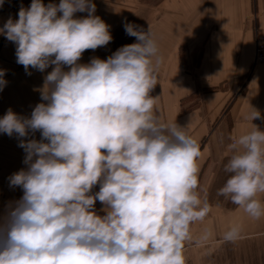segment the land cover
<instances>
[{
    "label": "clouds",
    "instance_id": "1",
    "mask_svg": "<svg viewBox=\"0 0 264 264\" xmlns=\"http://www.w3.org/2000/svg\"><path fill=\"white\" fill-rule=\"evenodd\" d=\"M95 11L92 0H32L0 28L29 75V68L54 66L29 117L9 109L0 118V133L9 137L41 134L20 140L27 169L9 180L23 196L0 217V264H185L191 225L211 210L197 191L200 144L186 127L164 122L158 97L150 95L162 60L150 26L125 23L137 43L79 63L86 50L112 40ZM77 12L88 15L76 18ZM4 76L0 69V91ZM248 118L261 114L254 109ZM229 147V178L217 195L259 219L264 131L253 125ZM239 235L233 226L224 239Z\"/></svg>",
    "mask_w": 264,
    "mask_h": 264
},
{
    "label": "crops",
    "instance_id": "2",
    "mask_svg": "<svg viewBox=\"0 0 264 264\" xmlns=\"http://www.w3.org/2000/svg\"><path fill=\"white\" fill-rule=\"evenodd\" d=\"M32 0H4L0 7V28L11 17L18 19L23 6ZM59 4L60 0H42ZM95 15L107 25L112 40L96 50H86L79 63L93 57L106 60L124 45L137 43L126 33L125 23L147 31L150 26L162 58L158 83L150 93L158 97L156 108L166 123L186 127L200 144L199 187L210 212L191 225L190 241L184 246L185 264H264V216L255 219L242 208L228 207L230 199L217 195L229 174L225 165L234 154L229 145L233 138L253 130L264 131V65L254 66L255 40L264 33V0H92ZM87 12H77L76 18ZM16 44L0 35V69L5 70L6 86L0 91V118L11 109L29 117L41 100L43 72L16 62ZM65 70H68L67 67ZM255 110L261 118L248 117ZM0 133V217L23 196L19 186H10L9 178L21 169L26 153L21 139ZM97 184L92 194L98 192ZM264 203V193L257 197ZM104 205L96 201L95 210L105 215ZM233 226L239 238L225 241L224 234Z\"/></svg>",
    "mask_w": 264,
    "mask_h": 264
},
{
    "label": "built area",
    "instance_id": "3",
    "mask_svg": "<svg viewBox=\"0 0 264 264\" xmlns=\"http://www.w3.org/2000/svg\"><path fill=\"white\" fill-rule=\"evenodd\" d=\"M260 65H264V33L258 34L255 40L254 66Z\"/></svg>",
    "mask_w": 264,
    "mask_h": 264
},
{
    "label": "rangeland",
    "instance_id": "4",
    "mask_svg": "<svg viewBox=\"0 0 264 264\" xmlns=\"http://www.w3.org/2000/svg\"><path fill=\"white\" fill-rule=\"evenodd\" d=\"M228 207H235V204H233L232 202L228 205Z\"/></svg>",
    "mask_w": 264,
    "mask_h": 264
}]
</instances>
